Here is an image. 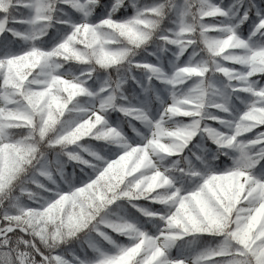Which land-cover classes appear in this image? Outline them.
I'll use <instances>...</instances> for the list:
<instances>
[{
    "label": "snow or ice",
    "instance_id": "snow-or-ice-1",
    "mask_svg": "<svg viewBox=\"0 0 264 264\" xmlns=\"http://www.w3.org/2000/svg\"><path fill=\"white\" fill-rule=\"evenodd\" d=\"M0 264H264V0H0Z\"/></svg>",
    "mask_w": 264,
    "mask_h": 264
}]
</instances>
